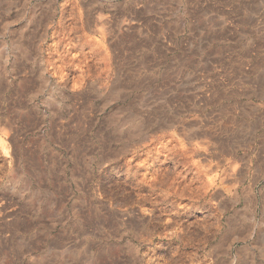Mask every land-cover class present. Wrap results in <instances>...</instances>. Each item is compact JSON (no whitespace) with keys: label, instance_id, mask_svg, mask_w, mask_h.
<instances>
[{"label":"rangeland","instance_id":"obj_1","mask_svg":"<svg viewBox=\"0 0 264 264\" xmlns=\"http://www.w3.org/2000/svg\"><path fill=\"white\" fill-rule=\"evenodd\" d=\"M0 264H264V0H0Z\"/></svg>","mask_w":264,"mask_h":264},{"label":"bare ground","instance_id":"obj_2","mask_svg":"<svg viewBox=\"0 0 264 264\" xmlns=\"http://www.w3.org/2000/svg\"><path fill=\"white\" fill-rule=\"evenodd\" d=\"M198 147H199V146H198ZM199 149H200V148H199ZM216 163H217V162H216ZM213 165H214V164H213ZM215 166H216V165H215ZM210 169H211V168H210ZM206 170H207V169H206ZM208 170H209V169H208ZM208 170H207V171H208ZM224 173H226V172H224ZM233 174H234V173H233ZM226 175H227V174H226Z\"/></svg>","mask_w":264,"mask_h":264}]
</instances>
